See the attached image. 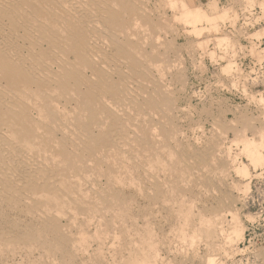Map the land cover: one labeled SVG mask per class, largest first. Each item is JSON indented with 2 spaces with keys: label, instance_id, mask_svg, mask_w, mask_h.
Segmentation results:
<instances>
[{
  "label": "bare ground",
  "instance_id": "bare-ground-1",
  "mask_svg": "<svg viewBox=\"0 0 264 264\" xmlns=\"http://www.w3.org/2000/svg\"><path fill=\"white\" fill-rule=\"evenodd\" d=\"M151 1L172 15H154ZM199 6L185 0H0V264H82L77 256L92 242L98 246L91 264H104L111 226L117 230L111 262L158 264L153 227L155 212L162 211L171 218L170 246L179 239L177 245L184 243L194 256L203 246L206 264H220L217 254L237 250L244 226L230 206L233 193L230 197L220 182H208L218 199L210 207L199 206L188 231L199 194L187 199L183 190L176 192L159 178L177 162L184 167L177 172L186 187L191 181L185 176L208 173L214 161L208 156L213 147L197 153L199 166L188 164L185 152L178 156L169 148L176 135L177 97L162 83L164 70L175 66L167 55L175 44L162 42L168 34L162 33L177 22L192 27L217 16ZM244 144L254 165H263L264 141L258 151L254 142ZM164 153L170 164L161 158ZM219 160L215 175L222 182L224 168L236 159ZM236 173L247 176L249 168L240 165ZM140 198L147 199L153 219H144ZM136 219L144 222L141 230H131ZM178 249L170 264H190L187 256H194Z\"/></svg>",
  "mask_w": 264,
  "mask_h": 264
},
{
  "label": "rangeland",
  "instance_id": "rangeland-1",
  "mask_svg": "<svg viewBox=\"0 0 264 264\" xmlns=\"http://www.w3.org/2000/svg\"><path fill=\"white\" fill-rule=\"evenodd\" d=\"M185 1L192 7H198V5H200V8L203 7L202 9L212 12L215 16H217L213 17L208 22L207 19H204L203 21L195 20L196 22H193L192 24L195 27H187L182 23L177 22L173 24L172 28H166L165 32L162 34L164 35L166 34V32L168 34H166V36H162L161 41H172L173 44H175L173 45L174 49L171 51L169 50L170 52L168 51L167 55L170 58L171 62L175 61V64L172 63V65H175L177 67L175 68V66H171L170 69L164 70V73H162L163 77L160 76V74L157 72H155V74H157V77H162L163 85L168 87V89L173 92L174 96L177 97L175 105L176 108L179 106L177 110L175 108L174 115L176 135H174L175 137L172 138L170 142L172 143V145L169 143V148H172V150L173 147L174 149L176 148L173 151L178 156L185 152L187 154V157H189L187 158L188 164L191 163V165L199 166L200 162L197 153L201 154L202 152H204V150H209V148L213 147L210 150L211 154L209 152L208 156L213 158L214 161L212 162V165H210L212 171L210 170L208 173L199 171L195 175L188 176V178L187 176H185L186 180L189 179L191 181L190 182L188 180V182L190 183L186 182L188 183L186 184V187L185 185H181V180H183L184 177H182V175L180 176L178 173L179 170L184 167H182V165L180 164L178 165L177 162L174 165L178 169L175 167H173V169L168 168L159 174V178L164 184L167 183L170 188H175L176 192L177 190H183L187 195V199L189 198V196L193 198H197L199 196V200L196 199L197 201L194 205L195 207L192 206L193 220L189 222L188 231H191L194 227L195 222H197L198 213L194 212L199 211V206L203 204L206 207H210L214 205L218 199V192H215L214 190L213 193V189H210L211 187L209 183H212V180H214L213 183L220 182L221 189L230 191H227L230 197L233 193L230 206H233L232 208L236 207L238 210L239 220L244 226V238L239 239L236 243V249L238 251L235 250L229 254H217L216 260L219 261L220 264H264V164H260L257 166L254 165L251 156H248L244 148V142L250 141L252 143L254 142V145L252 146L253 150L258 151V147L264 141V66L253 64L241 65L237 63V60L240 57H249L251 59H258L259 61L264 60V50H261L258 45L257 47L254 42L255 38L260 39L264 36V23H259V21L264 19V0H227L223 3H221L219 0ZM156 4L157 3L155 1H151V3L148 4V7L150 9L153 8L152 11L157 9L156 12H152L154 13V15L160 14V12L162 13L163 11H167L164 12L167 17L172 15V11L170 9L166 8L162 11L160 10L162 6L160 5L161 7L159 6L158 8ZM157 5H159V3ZM256 6L261 7L262 15L256 18L251 24H258L255 25L252 30L243 29V26H240L241 18L247 10L255 8ZM228 26L232 27L231 30L227 29ZM197 27H199L200 29ZM186 29H189V32ZM172 30L175 31L172 32ZM200 30L203 31H201L200 33ZM259 30H261L263 34L257 36L256 32ZM197 32L200 34V36L199 34H197ZM167 37L169 39H167ZM217 37L219 38V41ZM204 40V45L206 46L205 50H203L204 48L200 46L201 42L203 43ZM166 44L163 46H166ZM179 48L181 51L179 50ZM162 49L164 50V47ZM170 71H172V73ZM174 71L177 75L174 73ZM175 76H177V78ZM170 85L172 87H169ZM186 108H188L189 110ZM217 147L221 149H218ZM262 147L263 146L259 148V152L263 153L264 156V148L262 149ZM176 150L179 152H177ZM218 156L220 157V159H222V161L223 159L227 160L228 157H235L236 159L235 164H227V167L224 168L225 171L224 177H222V182L219 180L218 176L215 175V172L218 171V167L216 168V166H218L220 162ZM161 158H163L164 160L166 159L165 162H167L168 164L171 163L165 153L162 154ZM240 165H245L249 168V174L247 176H242L236 173V167H239ZM214 167L216 169H214ZM161 177H163V179H161ZM99 178V183L100 181H102L100 184H104V177ZM196 178H198V180ZM206 178L208 179L206 180ZM175 180L178 184L175 182ZM223 181L225 182L223 183ZM142 182H144L145 184L147 183L146 180H142ZM203 184L205 185L203 186ZM200 186H203L207 190H204V188ZM118 189H121L120 186ZM122 190L127 194H131L132 192V190L130 189ZM200 192H202V194H200ZM213 197L215 200L213 199ZM138 201V205L142 204L144 206H141L144 207L145 210L148 209V202L146 198H140ZM147 211L148 210H146V214ZM155 214H158V216L157 218L154 217L156 227H153V234H155L154 238H159H156V250L159 255H161L159 256L158 264H166L167 261V263L170 264V260H176V254L180 251L178 248L186 250L189 247H187L184 243H181L182 245H177L180 243L179 239H175L174 241H172L173 243L170 246L168 239L166 238H169L167 234L170 226H172L170 221L171 218L169 217V220H167V214H164L163 211L160 213V216L157 212H155ZM161 215H163V217ZM249 215L253 216L254 218H250ZM149 218L151 220L153 219V216L151 218V216L148 215L144 219L147 220ZM230 218L231 216H228V219ZM83 219V216H79L78 222L83 223ZM136 220L137 222H135L134 224L132 222L130 223V226H134L131 227V230H141V226L144 222L142 219ZM63 222L66 224V221L63 220ZM94 222V224L90 226V232L94 230V227L97 224L96 220ZM137 223H139V225ZM160 223H162V226H160ZM157 227L161 230H157ZM163 230L165 232H163ZM115 231H117L115 230V226H111L109 228L110 234H108L110 236V239L107 240V244L105 246V249H107L109 253L107 252V250H105L107 252V259L106 262H103L104 264H114V262H111L113 261L111 254L114 255V246H112V244L116 245L112 238V234L114 235ZM121 234L122 233L118 232V235ZM161 235L165 239L162 238ZM130 238V236H127V239ZM133 238L136 239L137 237H132L130 240L133 241ZM176 240H178L179 243L178 241L175 242ZM97 244V242H92L90 250L82 252V254H80L81 256H77V260H82V262H80L82 264H91L93 257L92 254H94V251H96L95 249H97ZM107 245H111V247ZM166 245L170 246V251H172L173 253L166 250ZM174 247L178 249L177 252H175L176 249L174 251ZM189 249L188 255H191L190 252H192L193 254V251ZM90 251H93V253ZM206 253L207 252L203 248V246H200V248H198V251L194 253L195 256L191 255L194 256V258H189V256L187 257L188 260L191 261V263L193 262V264H206V260L208 257ZM162 256L164 257V259L162 258ZM166 257L168 259L167 261ZM220 260L222 262H220Z\"/></svg>",
  "mask_w": 264,
  "mask_h": 264
},
{
  "label": "built area",
  "instance_id": "built-area-1",
  "mask_svg": "<svg viewBox=\"0 0 264 264\" xmlns=\"http://www.w3.org/2000/svg\"><path fill=\"white\" fill-rule=\"evenodd\" d=\"M219 1L223 3V2H226L227 0H219ZM261 15H262V9L259 6H256L255 8L247 10L240 20V26H243V29L252 30L255 27V25H257L258 23L255 25H252L251 23H253V21ZM259 23H264V19L259 21ZM231 28L232 27L228 26L227 29L231 30ZM254 42L256 46L258 45L261 50H264V36L261 37L260 39L255 38ZM237 63L241 65L253 64V65H263L264 66V60L259 61L258 59H251L249 57H240L237 60Z\"/></svg>",
  "mask_w": 264,
  "mask_h": 264
},
{
  "label": "crops",
  "instance_id": "crops-1",
  "mask_svg": "<svg viewBox=\"0 0 264 264\" xmlns=\"http://www.w3.org/2000/svg\"><path fill=\"white\" fill-rule=\"evenodd\" d=\"M199 1H206V0H199Z\"/></svg>",
  "mask_w": 264,
  "mask_h": 264
}]
</instances>
